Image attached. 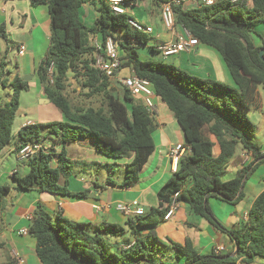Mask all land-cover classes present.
I'll return each instance as SVG.
<instances>
[{
    "label": "trees",
    "instance_id": "1",
    "mask_svg": "<svg viewBox=\"0 0 264 264\" xmlns=\"http://www.w3.org/2000/svg\"><path fill=\"white\" fill-rule=\"evenodd\" d=\"M139 1L125 0V4L136 6ZM168 1L172 0H153L160 8ZM30 3L33 7L47 5L49 9L50 47L36 74L45 96L62 113L64 121L26 125L18 132V149L27 143H42L48 137L54 145L62 146L59 153L41 152L26 176L14 177L18 191L36 188L54 195L87 197L88 191L68 190L74 163L67 158L65 147L82 138L95 140L97 152L109 159H130L124 180L118 185L121 188L139 182L141 171L155 151V119L126 88L117 94L111 79L96 68L102 55L91 45V36H99L102 45L108 38L119 44V73L128 70L150 82L155 95L174 115L190 150L159 190L160 207L128 219L126 227L102 223L96 227V234H90L88 225L72 223L59 215L53 217L38 205L29 233L36 240V255L41 264H165L159 259L161 243L154 229L164 222L173 202L187 205L195 216L226 234L233 243V251L239 248L235 257H230L233 251L226 256L214 252L201 255L189 239L183 244L171 242L176 255L174 264H181L182 260L183 264H236L239 260L241 264H253L257 258L264 259V191L238 230L227 229L209 204L212 197L230 204L241 202L245 198L241 188L264 165V153L254 142L256 127L247 115L256 100L258 86H264V61L260 58L264 43L257 45L254 40L255 36L261 37L256 28L264 24V0H219L209 7H174L177 25L187 29L199 43L221 53L236 88L201 79L174 65L142 61L138 49L149 45L150 36L129 24L132 17L128 13H114L110 0H30ZM85 5H92L97 12L90 27L82 19ZM151 49L158 52L155 46ZM5 68L3 60L0 86L5 85L1 81ZM73 81L87 91L88 98L102 97L104 104L74 105L66 94ZM12 88V99L0 106V150L13 139L20 95L28 90L29 84L15 78ZM239 151L251 155L252 161L243 165L235 178L224 181L229 163ZM54 160L58 163L55 168L51 166ZM11 190L0 185V212ZM177 192L180 194L175 198ZM128 232L133 241L111 250L105 237H122Z\"/></svg>",
    "mask_w": 264,
    "mask_h": 264
},
{
    "label": "crops",
    "instance_id": "2",
    "mask_svg": "<svg viewBox=\"0 0 264 264\" xmlns=\"http://www.w3.org/2000/svg\"><path fill=\"white\" fill-rule=\"evenodd\" d=\"M140 1L143 2L148 15L145 14L144 18H139L134 14L135 12L130 15L128 6H125L126 12L142 24L153 28L152 37L156 48L172 42L175 34L182 33L179 27L180 30L176 28L174 32L168 30L170 33L166 35L161 33V28L151 20L155 15L162 23L161 8L153 0ZM140 1L136 6L140 4ZM185 7L193 9L197 8V4H189ZM94 11L88 9V5L82 8L84 22L85 17L88 16L87 13H94ZM50 30L51 19L47 5L33 7L30 0H0V64L3 60L6 62L4 77L1 79L5 85L0 86V106L12 99L14 94L12 83L15 78L29 84L28 90L20 95V106L16 115L22 118L21 125L16 132L13 130L11 142L0 150V185L9 186L12 189L5 197L4 209L0 212V264H41L36 255L35 238L31 234L28 236L20 234L22 230H29L38 205H42L53 217L59 215L72 223L88 225L87 231L90 234H96V227L102 223L126 227L128 219L136 218V216H126L121 213L118 209L119 205L137 203L144 212L151 208H159L158 192L175 173L168 157L169 152L178 145L185 147V155L190 152L174 115L155 95L152 100L156 106L153 131L156 148L141 171L137 184L121 188L118 185L124 180L125 173L120 181L111 177L117 171L112 165L124 170L130 159H109L97 152L95 140L82 138L65 147L67 158L74 163V166L83 167L82 170L76 169L74 173L72 172L68 179V190L72 193L88 191L87 197L54 195L40 192L36 188L18 191L14 177L26 176L35 159L33 157L24 162L17 161L18 132L26 125L64 121L62 113L45 96L36 74L37 68L45 59L50 47ZM256 31L261 37L255 36V43L262 45L264 24L259 25ZM22 45L26 49L24 54L20 55L18 52ZM170 57L174 66L194 76L236 88L223 56L214 47L199 43L187 51ZM130 74L128 70H124L111 78V81L118 80V76L127 77ZM262 87L263 90L260 91L258 86L256 100L249 113L252 111L264 113V86ZM137 102L142 103V99L138 98ZM255 125L254 140H257L258 146L264 153V125L261 122ZM42 144L45 147V153L48 151L59 153L62 150V146L54 145L52 138L49 137L42 141ZM251 161V155L239 151L230 161L224 181L235 178L237 171ZM57 165L56 160L51 163L53 168ZM103 165L110 167L108 175L101 174ZM108 181L114 184L109 185ZM61 185H65L64 178L61 180ZM243 191L245 198L237 204H230L215 197L209 199L215 216L229 230L240 229L241 224L248 219L254 201L264 191V165L255 171ZM154 230L161 243L159 259L166 258L175 262L176 255L171 242L183 244L186 239L191 240L195 250L201 255L212 254L218 245L225 246L226 251L222 254L224 256L233 251V243L226 234L215 230L205 219L195 216L189 207L182 203H178L176 212L169 221H164ZM143 233L146 235L147 231ZM125 236V240H114V237L109 236H106L105 240L114 249L113 251H116L126 241H133L129 232ZM225 238L230 240V246L224 242ZM236 264H241V260Z\"/></svg>",
    "mask_w": 264,
    "mask_h": 264
},
{
    "label": "built area",
    "instance_id": "3",
    "mask_svg": "<svg viewBox=\"0 0 264 264\" xmlns=\"http://www.w3.org/2000/svg\"><path fill=\"white\" fill-rule=\"evenodd\" d=\"M219 0H172L161 5V19L165 28L169 31L174 32L176 28H180L182 33L175 34V38L172 42L168 44L159 45L158 51L161 52L165 57H170L181 52L187 51L188 49L195 47L199 44L197 38H195L187 29L182 26L176 24L175 21V13L174 7L179 5H189V4H197V7L200 5L204 6H213ZM233 2H237L238 0H232ZM125 0H110L111 10L118 14L123 15L126 12L125 9ZM129 24L138 31L153 34V28L149 26H145L135 18L129 19ZM91 45L102 55L98 58L96 62V68L101 71L103 74L108 76L110 79L114 78L115 75L119 74V69L121 67L120 61V48L119 44L114 41L112 38H108L105 43L102 45L99 39V36H91L90 38ZM25 46L19 47V54L23 55L25 52ZM54 66L52 65L50 68V74L53 75ZM118 73V74H117ZM120 83L124 88L129 90L131 94L136 98H141L142 103L145 106L147 112L151 114V116L156 118V106L153 102V97L155 93L153 88L147 80L139 78L134 72L127 77H117ZM45 147L40 143H27L23 145L20 149L17 150V161L24 162L28 159L38 156L41 152H44ZM185 147L182 145H178L174 149L169 152V160L171 162L172 168L176 172L180 159L185 155ZM180 192H177L174 197H178ZM177 202H173L170 205L169 211L164 218V221H169L175 214L177 209ZM118 209L121 213L126 216H141L144 215L145 212L143 209L138 207L137 203L122 204L118 206ZM21 235L28 236L29 230L20 231ZM226 251L224 245H218L214 249V253L216 255H222L223 252ZM20 262V260L18 259Z\"/></svg>",
    "mask_w": 264,
    "mask_h": 264
},
{
    "label": "rangeland",
    "instance_id": "4",
    "mask_svg": "<svg viewBox=\"0 0 264 264\" xmlns=\"http://www.w3.org/2000/svg\"><path fill=\"white\" fill-rule=\"evenodd\" d=\"M142 3L143 2L140 1V4L137 5V6H128L127 9L129 10V14L131 15L133 12H135L134 14H136L139 18L140 17L144 18L145 14L148 15V13H147V11H146V9H145V7H144V5ZM88 9L93 10V11L95 10L92 5H88ZM95 11H94V13H87L88 16L85 17V20H86L85 22H86L88 27L94 25V23H95V20H96V12ZM151 20H152V22H155L161 28L160 29L161 33H163L165 35L170 33L165 28L163 23H161V20L157 16L154 15L151 18ZM145 26H147V25H145ZM178 30H180V29L178 28ZM147 34L150 36L151 40H150L149 45L141 46L138 49V54H139L140 59L142 61H147V62H156V63L161 62V63H164V64L173 65L172 61H171L172 57H165L162 53L154 52L151 49V47L155 45V42H154V39L152 37V34H149V33H147ZM111 83H112L113 89H115L117 94H119L120 91L123 89V85L117 79H113L111 81ZM259 89H260V91L263 90L262 85H259ZM66 94L69 97V99L71 100V102L74 105H77V106L100 107L101 105L104 104V99L102 97L88 98L86 96L87 95V91H83L80 88H78V85L74 81H73V84H71L68 87ZM53 109H55V111H57L56 108H53ZM247 115H248V118L252 121V123L254 125L257 122H261V124L264 125V113H262L261 111H259V112L258 111H252L251 113L248 112ZM21 122H22V118L20 116H16V118L14 120V125H13V130L15 132L20 127ZM255 127H256V125H255ZM254 142L257 143V140L255 139ZM185 143H186V140H185ZM112 167L114 169H117V171H116V173H113L111 177L114 180L120 181L121 178L124 176L125 169L123 170V168L117 167V166H113V165H112ZM101 168H103L101 174L102 175H108V173L110 172V171H108V169H110V167L103 165ZM76 169L82 170L83 167H78L77 168V167L73 166V171L72 172L74 173ZM73 177H75V176H73ZM117 239L125 240L126 236L114 237V240H117ZM224 242L227 244V246L231 245V242H230V240L228 238H225ZM106 243L108 244L107 241H106ZM111 250H114V249L111 248ZM225 255H228V253H226ZM162 260H163V262L165 264H174V262L172 260H169V259H166V258H163ZM180 263L182 264V263H184V261L182 260V261H180ZM253 264H264V259L263 258H257Z\"/></svg>",
    "mask_w": 264,
    "mask_h": 264
},
{
    "label": "water",
    "instance_id": "5",
    "mask_svg": "<svg viewBox=\"0 0 264 264\" xmlns=\"http://www.w3.org/2000/svg\"><path fill=\"white\" fill-rule=\"evenodd\" d=\"M260 58L261 59H263V61H264V51H261L260 52ZM49 101V100H48ZM243 190V187L241 188V191ZM238 246H237V248H236V251H235V254H233V256L232 257H235L236 256V254H237V251H238ZM231 257V256H230Z\"/></svg>",
    "mask_w": 264,
    "mask_h": 264
}]
</instances>
